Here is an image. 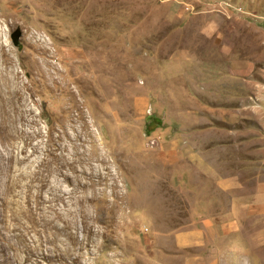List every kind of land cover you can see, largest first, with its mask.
I'll use <instances>...</instances> for the list:
<instances>
[{
	"label": "rangeland",
	"instance_id": "obj_1",
	"mask_svg": "<svg viewBox=\"0 0 264 264\" xmlns=\"http://www.w3.org/2000/svg\"><path fill=\"white\" fill-rule=\"evenodd\" d=\"M236 55L257 99L219 84ZM231 175L234 215L212 206ZM261 181L264 0H0V264L260 253Z\"/></svg>",
	"mask_w": 264,
	"mask_h": 264
},
{
	"label": "crops",
	"instance_id": "obj_2",
	"mask_svg": "<svg viewBox=\"0 0 264 264\" xmlns=\"http://www.w3.org/2000/svg\"><path fill=\"white\" fill-rule=\"evenodd\" d=\"M209 32L213 30V27L210 25L208 26ZM234 55V54H232ZM228 56V57H232ZM236 62L233 65V68L231 69L230 67H227L226 69V73L228 75H233V76H237L238 79H232L230 81H222L219 82V84H228L227 87H229V85H231V87L227 88L228 91H235L237 93H241L244 95H248V100L251 101L252 98H256L255 94H257L258 92V88H257V81L254 80V83L252 85V80L249 79L250 77H253V74L255 72L254 69V65L252 64V60L249 61H242L240 63V59L238 58V56L236 55ZM255 88V90H254ZM258 89V90H257ZM257 91V92H256ZM261 93L263 91H260ZM259 94V96H261L262 94ZM240 97V96H238ZM257 99V98H256ZM245 105V102L244 104ZM224 122V121H222ZM223 141H228L227 137L222 139ZM226 151L225 147H222V149L220 150L219 155ZM256 192L254 193V198L253 200L255 201V205L252 207L251 209V213H255V212H260L261 209L264 207V203L260 202V199L264 196L262 195V192H264V182L261 181L260 183H256V185H253ZM211 187V188H210ZM217 187L218 190L220 192H224L227 196L228 199H225V201H219L218 198L216 197L215 201L212 202V206H214L215 208L219 207L220 205H226L227 206V211L228 213H230L231 215L236 214V204L241 203L242 197L240 196V192L236 193L237 190L240 189L241 184L238 181L236 176H228L225 177L223 179H219V182H217ZM212 186L211 185H207L206 190H211ZM227 202L229 204H227ZM256 205H261V206H256ZM218 210V209H217ZM219 214H221V210H218ZM208 226H211V224L209 222H207ZM221 227H222V233L224 235V237L229 236V235H235L236 233L238 234H243V232L239 233L240 231L237 229V224L235 226L234 224V220L225 222V223H221ZM255 233H253L252 236H248L249 238H254ZM263 235V236H262ZM179 236H183V235H179ZM257 237H262V240L264 242V233H258ZM264 247V246H263ZM258 249V248H257ZM237 250V251H236ZM239 250V251H238ZM208 253L207 255H203V257H205L204 261H207L206 264H228L230 263V261L232 260L233 256L236 257V259L238 260L239 264H255L253 262V260L250 258L249 253L254 254L255 257H257L258 260L263 259L264 258V251L258 253V250L252 249L249 250V253H246L244 251H242L240 248H236V247H231L229 246L226 249H222L220 252V256H216V253L218 252V249H215L214 246H210V248H208ZM198 258V255L194 257V261H196Z\"/></svg>",
	"mask_w": 264,
	"mask_h": 264
},
{
	"label": "water",
	"instance_id": "obj_3",
	"mask_svg": "<svg viewBox=\"0 0 264 264\" xmlns=\"http://www.w3.org/2000/svg\"><path fill=\"white\" fill-rule=\"evenodd\" d=\"M21 36V31L19 30V28H17L14 32H12L10 34V39H11V42L14 46H17L18 45V39L20 38ZM153 121H155V119H151L149 122V124H147L146 126L148 125H152V126H155V125H159L161 123L160 120L156 121L155 124L152 123Z\"/></svg>",
	"mask_w": 264,
	"mask_h": 264
}]
</instances>
